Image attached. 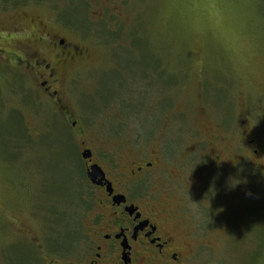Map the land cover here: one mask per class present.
I'll return each instance as SVG.
<instances>
[{
  "label": "rangeland",
  "instance_id": "rangeland-1",
  "mask_svg": "<svg viewBox=\"0 0 264 264\" xmlns=\"http://www.w3.org/2000/svg\"><path fill=\"white\" fill-rule=\"evenodd\" d=\"M41 23L71 36L89 57L63 77L56 99L0 58V255L20 231L48 230L51 214L76 233L66 243L83 239L95 208L85 150L122 175L156 152L191 191L193 176H207L213 150L237 162L254 139L264 158V0H0V30ZM16 45L0 37L9 53ZM192 151L197 172L184 164ZM251 166L250 186L242 169H214L236 184L216 181L211 191L226 192L209 206L181 196L171 203L175 222L196 232L193 264H264V180ZM180 204L191 213L182 215ZM205 216L234 217L236 232L223 238L228 227L206 229ZM11 252L21 264V247Z\"/></svg>",
  "mask_w": 264,
  "mask_h": 264
},
{
  "label": "flooded vegetation",
  "instance_id": "flooded-vegetation-1",
  "mask_svg": "<svg viewBox=\"0 0 264 264\" xmlns=\"http://www.w3.org/2000/svg\"><path fill=\"white\" fill-rule=\"evenodd\" d=\"M38 25V28L30 30L21 27L1 29L0 37H6L8 42H17V45L10 53L7 47L0 48V58L13 64V68L22 69L37 83L40 82L44 93L56 99L57 87L63 77L76 72L78 67L87 62L89 50L77 46L69 35L53 28L46 29L43 23ZM154 74L162 73L155 70ZM155 104L151 105L154 110L157 108ZM245 138H249L246 131ZM246 143L247 150L239 152L240 160L237 162H234L233 157L229 160L224 158L221 151H211L207 161L209 167L205 169L207 176L201 174L198 179L193 176L191 184L194 191L188 185L186 190L185 183L180 181L181 177L163 167V158L156 152L150 155L149 161L142 158L131 161L128 170L122 175L115 168L111 170L95 162L90 151L92 158L84 160L85 179L89 191L88 201L93 202L95 208L88 210V223L86 230L82 231L83 239L77 243H66L64 236L75 232L69 223V226L66 222L59 225V216L51 214L46 221L48 230L45 232L40 228L32 236L30 232L20 231L16 241H7L0 255L1 262L17 264L11 260V250L20 246L24 257L21 264H193V259L199 253V245L194 247L191 241L193 232H196L175 222L171 203L177 202L181 196L183 201H202L209 206L213 197L217 198L226 192L224 187L214 193L211 191L216 181L225 186L233 183V179L213 171L224 164H228L231 170L242 169L239 173L244 176L236 175L246 178V186H250L252 164L262 173L264 180V158L259 157L258 149L252 148L256 140L248 139ZM198 155L199 152L192 151L186 152L183 157L188 161L184 164H190L194 172H197ZM94 165L103 172L102 176L95 179L99 183H92L88 179ZM197 186L201 188L196 190ZM260 187L264 189V184H260ZM181 212L182 215L191 213L188 208L183 209L182 205ZM225 218L217 223L228 227L223 236L228 240L236 232L230 229V223H234L235 218ZM208 221L206 217L208 226L205 228L217 224ZM202 231L205 230H200V233Z\"/></svg>",
  "mask_w": 264,
  "mask_h": 264
},
{
  "label": "water",
  "instance_id": "water-1",
  "mask_svg": "<svg viewBox=\"0 0 264 264\" xmlns=\"http://www.w3.org/2000/svg\"><path fill=\"white\" fill-rule=\"evenodd\" d=\"M92 158V154L90 151H84L82 153V159L83 160H89ZM103 175V172L101 170V168L97 165H94L91 167L90 169V172H89V175H88V179L92 182V183H99V182H96L95 179L97 177H100Z\"/></svg>",
  "mask_w": 264,
  "mask_h": 264
},
{
  "label": "clouds",
  "instance_id": "clouds-1",
  "mask_svg": "<svg viewBox=\"0 0 264 264\" xmlns=\"http://www.w3.org/2000/svg\"><path fill=\"white\" fill-rule=\"evenodd\" d=\"M231 184H232V186H235L236 183L235 184L231 183Z\"/></svg>",
  "mask_w": 264,
  "mask_h": 264
}]
</instances>
